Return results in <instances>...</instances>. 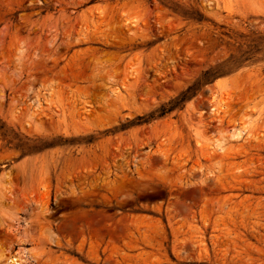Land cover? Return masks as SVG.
<instances>
[{"label": "rangeland", "instance_id": "obj_1", "mask_svg": "<svg viewBox=\"0 0 264 264\" xmlns=\"http://www.w3.org/2000/svg\"><path fill=\"white\" fill-rule=\"evenodd\" d=\"M0 264H264V0H0Z\"/></svg>", "mask_w": 264, "mask_h": 264}, {"label": "trees", "instance_id": "obj_2", "mask_svg": "<svg viewBox=\"0 0 264 264\" xmlns=\"http://www.w3.org/2000/svg\"><path fill=\"white\" fill-rule=\"evenodd\" d=\"M209 73L204 74V76L207 78V75ZM206 81H209L210 79H205ZM192 89H188L187 91L183 92L182 94H180L179 96H177L176 98L170 100L168 103L164 104L163 106H161V108L158 110V116H163L167 113L172 112L175 108H182L183 104L186 100H188L190 98V96L194 93L190 94V91ZM153 116H155L154 113H152L149 118H152ZM145 117H139L138 120H144Z\"/></svg>", "mask_w": 264, "mask_h": 264}, {"label": "bare ground", "instance_id": "obj_3", "mask_svg": "<svg viewBox=\"0 0 264 264\" xmlns=\"http://www.w3.org/2000/svg\"><path fill=\"white\" fill-rule=\"evenodd\" d=\"M216 108H211V113L212 112H215ZM245 134V131L244 130H241V129H237L235 131L232 132V134L230 135L229 139L231 141H239L241 139H243V135ZM212 148L213 150H217V151H220V152H224L226 150L225 148V139H216L214 142H213V145H212Z\"/></svg>", "mask_w": 264, "mask_h": 264}]
</instances>
